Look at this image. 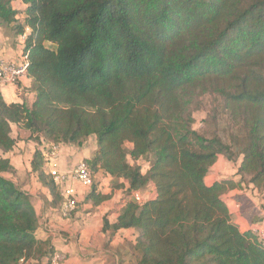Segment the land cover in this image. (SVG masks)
Returning a JSON list of instances; mask_svg holds the SVG:
<instances>
[{"label": "trees", "instance_id": "16d2710c", "mask_svg": "<svg viewBox=\"0 0 264 264\" xmlns=\"http://www.w3.org/2000/svg\"><path fill=\"white\" fill-rule=\"evenodd\" d=\"M20 1L22 10L0 0V26L31 30L24 51L34 99L8 103L0 91V151L14 150L13 125L25 132L38 146L31 171L58 209L45 153L95 135L84 160L94 179L87 201L112 197L97 192L99 172L126 189L103 230H136L131 264H264L263 241L241 230L223 198L264 189V0ZM207 94L226 113L229 143L194 128ZM221 156L239 162L236 177L210 183ZM16 171L0 158V264H51L33 196L6 176ZM150 189L144 202L134 198Z\"/></svg>", "mask_w": 264, "mask_h": 264}, {"label": "crops", "instance_id": "0c3cea01", "mask_svg": "<svg viewBox=\"0 0 264 264\" xmlns=\"http://www.w3.org/2000/svg\"><path fill=\"white\" fill-rule=\"evenodd\" d=\"M16 39H20V42L22 45L20 44L21 45L20 50H16L13 53L12 49L8 48V45L5 44V40L0 36V58L1 59L17 61L21 58L22 51L24 48V41L20 37ZM20 45L18 47H20ZM0 91L2 92L4 99L8 103H13V102L22 103L23 100L20 99V97L23 96L24 92L28 94L30 93L29 99H26V102L31 103L34 99V93L31 89V79L28 76L22 79L21 85L19 86H15L10 83H0ZM14 127H17V126L13 125V129ZM29 142L35 145L34 148L36 150V148L38 147L37 144L32 141H29ZM16 145H17V142H16ZM96 149H97V141H96L95 135L90 136V138L88 139L86 144H84L83 147H76L75 145H71V144H68V145L60 144L59 168L61 172H66L74 168L79 162L84 161L85 159L92 158ZM215 165L212 167V169L215 167ZM46 172L48 173L47 168H46ZM233 176H229V177H233ZM95 178H96L95 181L98 184L97 192H100L102 194H112V197L109 200L103 202L99 206H94L90 202L93 205V207H96V208L101 207L103 204L114 201L118 193L122 195L123 204L120 206V208H117L115 210L117 214L113 218H110V219L108 216L104 217V218H107L111 224H114L117 221L119 212L121 208L123 207L125 200L127 198L126 189L125 188L124 189L114 188L112 177L107 176L103 174L102 172H99ZM220 179H215V180H220ZM103 180L110 182L112 188H110L109 191L106 190V191L101 192V190H99ZM215 180H212L209 177L207 178V181L210 183H212ZM74 186L78 191V197L81 195L88 196L91 193V188L83 187L79 183H75ZM60 197H61V201L59 205L61 206L63 198L61 195ZM223 198L230 208L233 221L240 226L241 230H252L254 232L256 229H260L264 232V189L262 191H259L257 189H254L252 186H250L248 188H244L241 190L230 191L227 194H225ZM86 201H87V197H86ZM44 202H45V205H44L45 207L42 210V214H40L39 209L36 207L34 203L37 213L39 215V229L37 231V236H38V233H41L42 236L41 237L38 236V238L42 240H46L47 238H50V240L52 241L54 245V250H55L54 252L60 251L66 257H67L66 252L74 254L75 259L73 263L87 264L90 261L92 262L93 260H95L96 263H98V261H101L100 264H111L110 261L112 260V258H110V261L104 262L102 259L99 260L98 256H96L97 254L94 252L95 244L91 241V237L96 236V238H99L98 237L99 231L108 233L109 241L115 240L116 236L118 235L121 236L123 234H127V235L135 234L134 239H133L134 241L130 239H129L130 241H127V242H131L129 246H132L135 243L136 236H137L136 230L121 229L117 232H114L113 230L108 229L104 231L103 230L104 219H103L102 226L97 228L95 234L92 232V230L87 228L85 230V233L83 234V240L78 242L76 239H74V241H69L68 243H65L67 242L68 239H72L73 237L67 236L64 238L62 234H59V231H60L59 229L64 230L65 228H62V225H64L68 220L64 222L65 220L63 219V217H61L57 213L56 206L52 204L53 198L50 192H49V195L45 196ZM87 203L89 202L87 201ZM40 215L42 217L41 219L44 221L43 223L40 222ZM61 222H64V223H61ZM101 235L103 234L101 233ZM259 239L262 240L264 243V238L262 239L259 238ZM122 245H123V240L115 241L113 245H108V244L105 245L112 250L111 254L115 256V259L118 261V264H119V261L120 260L122 261V259L124 258V254L122 253L123 251ZM125 253H126V250H125ZM76 256H78L77 259H76ZM70 257L72 259V256ZM32 263L33 264H48L46 257H42L37 260L27 262L26 264H32Z\"/></svg>", "mask_w": 264, "mask_h": 264}, {"label": "rangeland", "instance_id": "374dc122", "mask_svg": "<svg viewBox=\"0 0 264 264\" xmlns=\"http://www.w3.org/2000/svg\"><path fill=\"white\" fill-rule=\"evenodd\" d=\"M12 4L13 7L17 10H22L24 8L23 3L19 0H13ZM18 18L20 20H23V15L19 14ZM0 36L5 40V44L8 45V48L12 49L13 53L16 50L21 49L22 44L20 42V39L16 38H21L22 35H17L9 28L0 26ZM19 45L20 47H18ZM29 94L24 92L23 96H21L20 99L26 101V99H29ZM196 114L197 121L194 124L195 129L209 137L213 133H215L222 137L226 143H229V134L232 130L229 126L225 111H223L220 104L216 102L214 96L210 94L203 96L202 107L199 111H197ZM12 136L17 142L15 149L10 153H3L2 151H0V158H9L12 165L17 169V171L14 175L6 174V176L13 179L17 185H19L23 190L27 191L33 196L34 203L39 209L40 214H42V210L45 207L44 198L45 196L49 195V192L47 188L42 186L40 181L37 179V176L31 171L30 163L32 155L35 151V145L31 142H27L22 139L27 136V134L23 131H19L17 127H14ZM240 160L241 159H239V161ZM138 164L142 166L143 170H147V168L150 166V163L144 160H140ZM238 164V161H229L221 156L219 162L210 171L208 177L212 180H215L223 177L225 178L233 176L236 173ZM110 188H112L110 182L103 180L99 190H101V192L106 190L109 191ZM145 196L146 198L152 197V190L150 189V191H147ZM86 197L87 195H81L77 197V209L69 218H63L65 220L64 222H66V220L68 221L64 225H62V228H65L64 230L59 229V234H62L64 238L67 236L73 237L72 239H68L65 243H68L69 241H74V239H76L78 242L83 240V234L85 233V230L87 228L92 230V232L95 234L97 228L102 226L104 217L108 216L109 219L113 218L117 214L115 210L117 208H120V206L123 204L122 195L120 193L117 194V197L114 201L103 204L101 207L97 208L93 207L90 202L87 203ZM41 218L42 217L40 215V222L43 223L44 221ZM101 233L103 235H101ZM125 235L127 234H123L121 236L118 235L116 236L115 240L109 241V234L99 231V238H96V236L91 237V241L95 244L94 252L97 254L96 256H98L99 260L102 259L104 262H107L110 261V258H112L110 263L118 264V261L115 259V256L111 254L112 250L105 245H113L115 241L123 240L122 253L124 254V258L122 259V261H119V264H131L133 261L131 246H129L131 242L127 241L133 240L135 234H130L127 236ZM38 236L41 237V233H38ZM66 255V259H64V261H62L60 264H76L73 263L75 259L74 254L66 252ZM70 256H72V259ZM77 257L78 256H76V259ZM94 263L100 264L101 261H98V263H96L95 260H93L92 262L90 261L87 264Z\"/></svg>", "mask_w": 264, "mask_h": 264}, {"label": "built area", "instance_id": "2783aa9c", "mask_svg": "<svg viewBox=\"0 0 264 264\" xmlns=\"http://www.w3.org/2000/svg\"><path fill=\"white\" fill-rule=\"evenodd\" d=\"M31 32L29 27H26L21 39L26 40ZM25 44V43H24ZM29 67V53L22 51L21 58L17 61L5 60L0 58V83H10L19 85L22 79L27 76ZM60 145H51L49 151L45 153L46 165L48 174L51 175L60 189V195L63 200L61 206L56 210L63 218H69L77 208L78 191L74 184L79 183L83 187L91 188L94 179L90 168L85 161L79 162L74 168L61 172L59 168ZM146 193L136 192L134 198L139 202H144L147 198ZM259 238H264V232L260 229L254 231ZM66 259L62 252H54L51 258V264H60Z\"/></svg>", "mask_w": 264, "mask_h": 264}]
</instances>
